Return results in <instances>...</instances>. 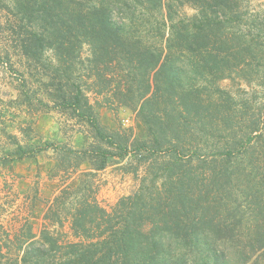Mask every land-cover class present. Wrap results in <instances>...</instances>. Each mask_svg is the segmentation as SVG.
<instances>
[{"label":"trees","instance_id":"obj_1","mask_svg":"<svg viewBox=\"0 0 264 264\" xmlns=\"http://www.w3.org/2000/svg\"><path fill=\"white\" fill-rule=\"evenodd\" d=\"M11 1L16 16L12 41L48 99L30 95L28 81L22 80L17 96L0 110V119L6 113L11 121L19 118L20 135L6 125L0 131L19 157L51 148L54 164L47 175L59 179L60 187L44 220L62 225L64 217L76 240L60 242L49 224L37 237L26 222L13 238L21 255L7 257L3 248L8 244L0 240V264H264V179H253L252 192L242 198L253 205L255 222L241 241L244 215L236 213L244 202H235L221 216V205L233 203L230 195L209 191L220 181L228 183L239 169L228 161L231 151L214 157L211 165L184 151L192 139L187 136L192 122L200 128L209 122L220 130L216 120L225 124L229 111L241 106L219 82L264 58V6L251 8L244 0ZM177 5L194 12L180 16ZM132 6L157 18L163 28L153 36L138 31ZM125 7L129 14L117 21L114 12ZM91 94L102 96L110 108L132 110L145 137L102 123V104L93 102ZM46 109L74 119L89 142L81 148L35 145L41 136L36 119ZM252 125L248 139H264V114ZM129 155L138 161L135 171L142 163L146 173L136 192L108 209L96 199L97 172ZM203 165L210 167L208 181L198 170Z\"/></svg>","mask_w":264,"mask_h":264},{"label":"rangeland","instance_id":"obj_2","mask_svg":"<svg viewBox=\"0 0 264 264\" xmlns=\"http://www.w3.org/2000/svg\"><path fill=\"white\" fill-rule=\"evenodd\" d=\"M112 1V0H110ZM123 2V0H117ZM251 8H258L264 6V0H244ZM11 0H0V110H3V105L6 102L17 96V86L22 80L28 81L27 92L30 95H37V97L48 99V94L45 89L37 82V78L34 75L35 70L29 67L27 59L18 51L15 47L12 39L13 34L11 32V26L16 19L14 12L10 9L12 6ZM124 9H116L114 12V18L117 21H121L122 16H127L128 11ZM135 11V22L138 31H142L144 34H150L153 36L158 29H162V23L144 13L141 9L132 6L131 11ZM178 15H190L194 10L189 6L177 5L176 11ZM160 18V17H159ZM83 55L88 53V47L85 45L82 51ZM240 72V73H239ZM262 75V77H259ZM264 58L255 60L252 67L247 68L246 71H235L233 76L221 80L220 86L228 89L232 92L235 102L241 106L233 107L229 111L228 119L225 124L220 119L217 122L221 123V129L217 130L212 128L208 122L205 128H200L195 123H191L187 136H191V142L186 144L184 149L187 154H196L208 160L211 165L214 157L221 158L227 156V152L231 151L228 156V161L233 165L236 164L239 169L229 182L224 183L220 181L217 184L210 186L209 191L211 195H230L228 201L230 205H221V216L227 213V207H231L235 202L237 204L243 203L244 210L247 211L245 215L244 210L237 211L236 215H241L243 218L242 225L238 231V239L246 241L251 233V229L254 226L255 214L251 212V206L249 199H242L246 196L245 193L252 192L250 184L253 179H264V139L254 137L248 139V131L253 126L252 121H255L260 113L264 114ZM205 96V94H204ZM91 100L94 102L98 100L101 102L99 108V117L102 123L112 129L116 128H130L133 133L138 137H145L146 129L144 125L136 120L135 113L125 107L110 108L104 103L102 96H96L91 94ZM236 104V105H237ZM47 110V109H46ZM11 112L16 113L18 117L23 118L25 113L19 109H11ZM53 114L59 123V130L63 136L69 139V145H73L71 140L77 133L88 134L82 131L81 128L74 119H71L67 114L54 109H49L47 112H41L39 114ZM38 114V115H39ZM8 113L4 114L0 122V129L6 125V129L10 133L17 132V121L19 118L11 121ZM126 119H130V122H126ZM215 121V122H216ZM138 123V124H137ZM4 135L0 131V140ZM1 142V141H0ZM89 142V137H88ZM87 142V143H88ZM86 143V144H87ZM46 143H43L45 145ZM85 144V145H86ZM2 144L0 143V149ZM51 151V148L48 149ZM195 155V156H196ZM1 156V155H0ZM52 154L46 153L42 160L41 176H38L37 181L39 185L31 188L28 193L24 194L20 191L22 186H28L30 182L37 178V175H32L30 180L26 182L17 174L12 175L8 171L12 169L10 162L1 164L0 162V235L1 242H7L8 247L3 248V252H6L7 257L14 259L21 255V251L17 248V242L13 239L15 234L23 228L26 222L32 224L33 231L40 235L41 230L47 225L50 233L53 236H57L60 242H68L76 240L69 227V222L62 217L63 224L59 225L55 222V225L50 224L51 221L44 220V213L49 202L55 196L57 189L60 187V180H49L45 175L51 166ZM53 160V159H52ZM138 161L129 155L121 164H111L106 169L98 171L96 177V184L98 185L96 191L97 201L104 207L110 209L122 196L132 194L136 192L141 184L142 177L146 173L145 165L139 164L138 170L135 171ZM197 164V161H195ZM88 165H84V168ZM199 171H203L201 176L205 177V181H208V174H210V167L203 165L198 168ZM34 176V177H33ZM23 180V181H22ZM37 180V179H36ZM251 180V182H250ZM224 184L228 188L229 192L225 191ZM38 188V189H37ZM264 193V189H263ZM30 198L32 201H30ZM239 198V199H238ZM241 198V199H240ZM237 200V201H236ZM245 201H247L245 203ZM36 209L31 212L32 209ZM231 210V209H230ZM233 213V211H231ZM261 216V215H260ZM219 217V216H218ZM264 219V214L261 216ZM47 252V251H45ZM51 256L54 251H51ZM31 264V263H29Z\"/></svg>","mask_w":264,"mask_h":264},{"label":"crops","instance_id":"obj_3","mask_svg":"<svg viewBox=\"0 0 264 264\" xmlns=\"http://www.w3.org/2000/svg\"><path fill=\"white\" fill-rule=\"evenodd\" d=\"M35 127L41 135L40 137H37L33 140V143L35 145H43V143L47 144L49 142H55L57 144L69 142V139H67L66 136L62 135L61 131L59 130L60 128L59 123L51 113L50 115L39 114L36 119ZM15 133L20 135L19 131ZM0 141H1L0 143L2 144L0 149V155H1L0 162L1 164H4L7 161L12 164V169L8 171L10 174L19 175L25 182L26 180H30L32 175L34 176L37 175V178L33 176L34 180L30 182L28 186H22L20 188V191L26 194L28 193L29 190H31V188L35 189V186L39 185V183L37 182L39 180L38 176H41L42 174L41 171L42 160L46 155V153L53 154L52 150L51 151L48 150L46 152L44 151L43 153H39L37 155H28V156L19 157L20 152L16 150L15 146L9 143L8 139L5 136L2 137ZM71 142H73L72 145L73 147L81 148L85 146V144L88 142V137L86 134L80 132L73 137ZM52 159L53 158H49V160H51V166L49 167V170L54 164V160ZM47 174L48 172H46L45 174L48 179ZM49 180L52 181L54 179H49ZM30 201H32L31 198ZM34 210L36 209L33 208L31 212H33Z\"/></svg>","mask_w":264,"mask_h":264},{"label":"built area","instance_id":"obj_4","mask_svg":"<svg viewBox=\"0 0 264 264\" xmlns=\"http://www.w3.org/2000/svg\"><path fill=\"white\" fill-rule=\"evenodd\" d=\"M126 122H127V123L130 122V119H126Z\"/></svg>","mask_w":264,"mask_h":264}]
</instances>
